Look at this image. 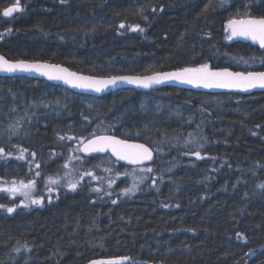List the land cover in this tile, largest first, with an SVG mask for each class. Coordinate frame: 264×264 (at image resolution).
Wrapping results in <instances>:
<instances>
[{
  "label": "trees",
  "instance_id": "obj_1",
  "mask_svg": "<svg viewBox=\"0 0 264 264\" xmlns=\"http://www.w3.org/2000/svg\"><path fill=\"white\" fill-rule=\"evenodd\" d=\"M13 2L0 0V13ZM20 2L23 10L15 16L0 14V54L9 60L59 63L101 77L203 63L264 70L263 49L225 38L227 21L238 10L247 4L251 15H264V0H211L207 12L209 0ZM136 24L145 31H131ZM253 56L248 64L241 59ZM94 130L150 146L155 156L146 166L167 176L159 189L113 204L97 199L86 179L51 204L28 208L0 192V264H85L121 256L129 258L124 264H244L248 251L259 247L249 264H264V189L257 187L264 183V92L210 94L167 86L91 96L43 79L0 76V147L7 153L27 148L42 171L55 173L65 155L81 153L74 146ZM196 150L201 159L188 156ZM159 153L167 156L161 171L155 168ZM81 156L96 173L113 165L135 168L109 155ZM31 172L28 161L0 163L3 179H26ZM21 245L27 250L13 251Z\"/></svg>",
  "mask_w": 264,
  "mask_h": 264
},
{
  "label": "snow or ice",
  "instance_id": "obj_2",
  "mask_svg": "<svg viewBox=\"0 0 264 264\" xmlns=\"http://www.w3.org/2000/svg\"><path fill=\"white\" fill-rule=\"evenodd\" d=\"M62 4L67 3V0H60ZM224 0H222V3ZM211 8V0L209 4L205 6L204 12H207ZM249 5H245V10L240 12L239 10L235 14L234 18H230L225 26V32L229 33L226 35L227 40H232L233 38H243L244 40H250L253 44H258L260 49H264V15L253 16L251 15ZM23 9L21 7L20 0H14L11 6H5L2 9V16L4 18L12 17L14 13L21 12ZM163 9H161L162 11ZM140 13L143 9L139 10ZM155 11V9H153ZM147 19V17H144ZM120 28H124L125 24L121 23ZM131 31H139L143 33L145 29L139 24L129 26ZM8 33L11 29L7 30ZM4 34H0V39L3 38ZM245 64L250 61H255L256 57H249L248 59H243ZM261 63H264V54L261 55ZM239 63V61H238ZM0 73L15 74V73H36L40 76L46 77L48 80L62 81L64 84L69 85L73 88H80L91 90L96 93L103 92L105 89L110 87H116L120 84L135 85L139 88L149 89L154 85H159L167 81H176L182 84H189L194 87L203 88H220V89H236L239 91H248L253 88L264 89V71H229L228 68H223L219 70H214L210 68L209 64L203 63L195 67H183L172 72H152L149 75H112L108 77H95L91 75H83L74 71H70L66 67H62L58 64H49L40 61H28V60H16L9 61L4 56L0 55ZM43 107H48L47 103L41 102ZM59 103V101H56ZM143 107V106H142ZM15 110L14 108L12 109ZM19 122H17L18 126ZM112 125H108L104 131H108ZM12 134H16V127H12ZM255 135V133H253ZM127 135V134H125ZM139 135V133H137ZM59 136V134H58ZM60 140L73 139L71 136H59ZM79 143L82 145L79 149L80 152L88 153H105L110 151L113 156L116 157L117 161H126L129 164L137 165L143 164L145 161H151L153 159V150L146 147L142 143H129L126 139H118L115 135L108 134H96L95 130L93 136L90 139L85 140L80 139ZM13 147H17L13 145ZM199 147H203L200 145ZM29 150L27 148H19V154L15 157L17 160H24L25 153ZM71 151V150H70ZM186 154V153H185ZM201 159V152L196 150L192 153ZM9 156H12L11 152L5 153V149L0 147V160H7ZM31 156L33 161L35 160L36 153L32 152ZM80 160L79 156H69L68 160ZM33 161H29L32 163ZM36 168H40V163H36ZM64 169L69 168V163L65 162L62 166ZM99 167V165H96ZM264 167V166H261ZM110 171L111 169H106ZM141 171L151 173L153 171L152 167L142 168ZM36 176H40V172H36ZM85 176L91 177L92 180L99 179V177L93 175L92 171H85L79 175V179H73L72 173L66 171L64 177L58 178H48V184L46 185L47 191L52 192L53 188L50 185L59 184L63 179L66 181L65 187L70 191H76L80 182ZM147 177H141V181ZM114 180H110L109 187H111ZM258 188L264 189V183L257 185ZM36 188V180H29L27 183L20 181H12L10 186L0 188V191L8 193L11 196L22 195L24 200L21 204L24 208H28L30 205L43 206V197H34L32 192ZM95 192H100L102 189L93 188L91 189ZM137 190V184L134 182L131 187L122 189L123 195L134 194ZM110 195V193H105ZM51 202V198H49ZM117 201L113 200L112 203L115 204ZM5 205L0 204V209H4ZM6 211L8 213H13L15 207H7ZM238 238L240 234L237 233ZM19 243V242H18ZM21 247L27 250L26 245H21L16 247L13 251L19 253ZM128 257H119L106 260H92L90 264H123L127 261ZM27 264V262H25Z\"/></svg>",
  "mask_w": 264,
  "mask_h": 264
},
{
  "label": "rangeland",
  "instance_id": "obj_3",
  "mask_svg": "<svg viewBox=\"0 0 264 264\" xmlns=\"http://www.w3.org/2000/svg\"><path fill=\"white\" fill-rule=\"evenodd\" d=\"M251 62H253V61H250L249 63H251ZM79 141L80 140H78V142L74 146V147L77 146V149H79L80 145H81L79 143ZM191 146L193 147V145H191ZM5 153H7L6 150H5ZM164 153H165V151H164ZM164 153H159L160 154L159 158H161L160 159L161 161L160 162L158 161L159 165L155 166V168L159 169L160 171L162 170V164H165V157H167V156H165ZM18 154L19 153H12V156H9L6 160V162L8 161V159L15 158ZM181 154L182 153H179V155H181ZM65 156H66V158L64 159L63 163L61 164V168L59 169V171H57L55 173H45L40 168H38V169L36 168V166H35L36 165V156H35V160L33 161V157L31 156V153L30 154L25 153V159L23 161H28V162L33 161L32 163H30L32 172L26 177V179L7 180V179H3L0 177V188L10 186L12 181H16V182L23 181V182L27 183L29 180L35 179L36 180V188L32 192V195L34 197H43V206H44V205H48V204H51L52 202H54L56 200V198L61 193L65 194L67 192H71L70 190L67 189V187L64 186L66 181L63 179L60 181L59 184L50 185L53 188L52 192H48L47 188H46V185L48 184V178L49 177H52V178L64 177V173L66 171L72 173L71 178H73V179H79V175L85 171H92L93 175L99 177V179L92 180L91 177L85 176L84 179L80 182V185L78 186L77 189H79V187H82V185L85 184L86 179H89L93 183L91 188H90V192L99 200L105 198V199H108L109 201L126 200V199H130L133 197L142 196L148 192L157 191L159 189V186H161L163 179H165L167 177L164 175H158L153 166H140V167L138 166V167H135L132 169H122V170L120 169V170H118V168L113 165L112 168H107V169H111L110 171H106L107 173L102 172L101 170H99V172L96 173V171L93 170L92 167L86 165L87 160L81 156V153H68ZM69 156H79L81 159L80 160L74 159V160L69 161L68 160ZM188 156L189 157H195V155H193L192 153H190ZM2 162H5V160H0V163H2ZM65 162L69 163L68 169H64L62 167ZM146 167H152L153 171L151 173L141 171L142 168H146ZM36 172H40L41 175L36 176L35 175ZM141 177H147V178L143 179L141 181ZM110 180L115 181L114 183H112L111 187H109V183H108ZM100 182L103 185L102 187H100L96 184V183H100ZM134 182L137 184V190L135 191V193L131 194V195H123L122 189H125L127 187H131ZM107 187H109V188H107ZM93 188H100V189H102V191H100L98 193V192L92 191L91 189H93ZM0 192H2V191H0ZM105 193H110V195H106ZM2 194L9 195L8 193H5V192H2ZM10 197L11 198H17L18 206L19 205L22 206L21 201L24 200V197L22 195H16V196L10 195ZM49 198H51V202L49 201ZM34 206H36V205H30V207H34Z\"/></svg>",
  "mask_w": 264,
  "mask_h": 264
},
{
  "label": "water",
  "instance_id": "obj_4",
  "mask_svg": "<svg viewBox=\"0 0 264 264\" xmlns=\"http://www.w3.org/2000/svg\"><path fill=\"white\" fill-rule=\"evenodd\" d=\"M11 6V5H10ZM19 13V12H18ZM17 13H14L13 16H15ZM12 16V17H13ZM11 18V17H9ZM232 40L234 41H243V42H248L250 43L251 45L253 46H257L259 47L258 44H253V42H251L250 40H244L243 38H233ZM1 55V54H0ZM4 56V55H2ZM5 57V56H4ZM6 58V57H5ZM8 59V58H7ZM9 60V59H8ZM9 61H13V60H9ZM28 61H32V60H28ZM40 62H46V63H49V64H58V65H61L62 67H66L62 64H59V63H53V62H48V61H40ZM68 68V67H66ZM211 68V67H210ZM70 71H74L70 68H68ZM214 70H219V69H223V68H213ZM229 71H243V72H247V71H264V70H233V69H230L228 68ZM178 70V69H176ZM176 70H170V71H161V72H172V71H176ZM74 72H77V71H74ZM77 73H80V72H77ZM80 74H83V75H90V74H84V73H80ZM121 75H135V74H121ZM149 75V74H147ZM0 76H26V77H29V78H34V79H43V80H46L54 85H58V86H61V87H64L68 90H71L75 93H84V94H87V95H91V96H102L110 91H115L117 89H122V88H130V89H135V90H138V91H146V90H150V89H160V88H163V87H167V86H170V87H176V88H180V89H187V90H194V91H200V92H205V93H210V94H222V93H232V94H241V95H250V94H253L255 92H264V89H261V88H253V89H250L248 91H239V90H236V89H220V88H203V87H194L192 85H189V84H182V83H179V82H176V81H167V82H164L162 84H159V85H154L152 88H149V89H143V88H139L135 85H127V84H120L116 87H110L108 89H105L103 92H100V93H96V92H93L91 90H86V89H80V88H73L69 85H66L64 84L62 81H55V80H48L46 77H43V76H40L36 73H15V74H6V73H0ZM91 76H95V75H91ZM95 77H101V76H95ZM104 77V76H103ZM105 77H108V76H105ZM102 134V133H101ZM108 135H112V134H108ZM118 139H122L118 136H116ZM92 138V137H90ZM88 138V139H90ZM129 143H142V144H145L143 142H140V141H135V140H128L126 139ZM87 140H85L86 142ZM82 145H80L81 147ZM146 147H149L150 149H152L150 146H148L147 144H145ZM81 154L85 157H95V156H103V155H109L110 157H112L116 162H118L119 164L121 165H124V166H128V167H140V166H146V165H149L153 162L154 160V151H153V159L151 161H145L143 164H137V165H132V164H129L127 163L126 161H117L116 157L113 156L111 154L110 151H107L105 153H84V152H81ZM263 249V247H259L258 249L254 250V249H251L249 252H248V259L247 261L244 263V264H249L250 260L259 252ZM121 257H124V256H121ZM113 258H119V257H104V258H95L93 260H106V259H113ZM92 260L88 261L87 263L85 264H90ZM127 261H124V263H126Z\"/></svg>",
  "mask_w": 264,
  "mask_h": 264
},
{
  "label": "bare ground",
  "instance_id": "obj_5",
  "mask_svg": "<svg viewBox=\"0 0 264 264\" xmlns=\"http://www.w3.org/2000/svg\"><path fill=\"white\" fill-rule=\"evenodd\" d=\"M87 95V94H86ZM118 164V163H117ZM77 166V165H76ZM110 167V166H109ZM88 169V168H87ZM107 169V168H106ZM83 171V170H82ZM107 171V170H106ZM107 188H109V187H107ZM41 191V190H40ZM60 193V192H59ZM73 194V193H72ZM59 199V198H58ZM6 200V199H5ZM10 200V199H9ZM20 206V205H19ZM35 207V206H34ZM254 250H256V249H254ZM250 251V250H249ZM248 251V252H249ZM248 253H247V258H246V260H245V262L247 261V259H248ZM99 258H104V257H99ZM95 259V258H94ZM91 260H93V259H91ZM251 261V260H250Z\"/></svg>",
  "mask_w": 264,
  "mask_h": 264
},
{
  "label": "flooded vegetation",
  "instance_id": "obj_6",
  "mask_svg": "<svg viewBox=\"0 0 264 264\" xmlns=\"http://www.w3.org/2000/svg\"><path fill=\"white\" fill-rule=\"evenodd\" d=\"M234 41V40H233ZM243 42V41H242ZM245 43H248V42H245ZM257 47V46H256ZM264 50V49H263Z\"/></svg>",
  "mask_w": 264,
  "mask_h": 264
}]
</instances>
